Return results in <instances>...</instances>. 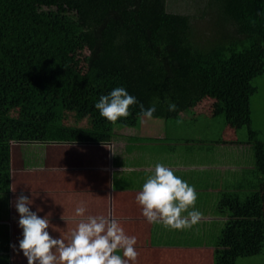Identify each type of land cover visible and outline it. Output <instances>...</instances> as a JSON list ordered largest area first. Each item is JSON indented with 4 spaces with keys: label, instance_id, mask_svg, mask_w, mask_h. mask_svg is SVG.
<instances>
[{
    "label": "trees",
    "instance_id": "1",
    "mask_svg": "<svg viewBox=\"0 0 264 264\" xmlns=\"http://www.w3.org/2000/svg\"><path fill=\"white\" fill-rule=\"evenodd\" d=\"M204 1L206 24L166 0H0V192L13 143L105 144L138 123L139 104L171 119L210 99L212 116L249 127L252 80L264 73V0ZM116 87L138 104L113 123L95 103ZM249 134L234 142L252 146L257 187L220 194L214 264L264 248V141Z\"/></svg>",
    "mask_w": 264,
    "mask_h": 264
},
{
    "label": "crops",
    "instance_id": "2",
    "mask_svg": "<svg viewBox=\"0 0 264 264\" xmlns=\"http://www.w3.org/2000/svg\"><path fill=\"white\" fill-rule=\"evenodd\" d=\"M210 102L204 99L176 118L141 117L135 126L118 128L105 144L13 143L9 191L0 192V264H28L19 251L23 230L14 206L21 194L32 200L33 212L49 217L50 235L66 243L79 222L109 217L136 238L135 260L123 257L122 248L114 253L127 264H214L213 237L225 222L217 215V200L223 192L256 189L257 175L252 146L235 143L240 139L233 128L224 125L217 138L201 134V126L208 128L216 118ZM157 163L195 187L194 208L203 218L190 229L150 223L143 216L136 197ZM81 206L86 211L78 216Z\"/></svg>",
    "mask_w": 264,
    "mask_h": 264
},
{
    "label": "clouds",
    "instance_id": "3",
    "mask_svg": "<svg viewBox=\"0 0 264 264\" xmlns=\"http://www.w3.org/2000/svg\"><path fill=\"white\" fill-rule=\"evenodd\" d=\"M137 104V98L124 87H116L102 95L95 108L101 117L114 123L121 117L131 116L130 107ZM139 108L140 115L147 120H151L156 111L155 105L145 109L139 104ZM168 110L175 111L176 105L169 103ZM197 198L194 186L161 163L155 165L154 174L146 179L136 197L143 206V216L150 223L163 222L165 226L178 230L190 229L203 218V213L194 208ZM31 205L32 200L23 194L16 198L14 205L19 213L18 225L23 230L19 251L27 258L28 264H127V260L136 259V238L128 237L115 219L89 216L79 222L70 242L66 243L64 239L50 235L47 231L49 217L39 216L31 210ZM85 211V207H77L76 215L82 216ZM10 247L16 250L15 245ZM119 248L123 249V257L127 260L114 254Z\"/></svg>",
    "mask_w": 264,
    "mask_h": 264
},
{
    "label": "rangeland",
    "instance_id": "4",
    "mask_svg": "<svg viewBox=\"0 0 264 264\" xmlns=\"http://www.w3.org/2000/svg\"><path fill=\"white\" fill-rule=\"evenodd\" d=\"M167 8L169 11L191 14L192 21H201V23L207 22V18L202 17V10L206 1L204 0H166ZM207 32V31H206ZM205 33V32H204ZM204 35H207L206 33ZM206 37V36H205ZM240 48V47H238ZM252 84L255 87V92L250 96V125L243 126L239 130H235V134L240 140H247L249 138V130L254 132L252 137L256 140L264 141V73L256 76L252 80ZM154 119V118H152ZM151 119V120H152ZM202 120V119H199ZM209 122V120H208ZM200 125L201 121L198 122ZM209 127L201 126V134H205L211 138L221 137L223 135L222 129L225 125L224 116H217L209 122ZM231 132L227 131L226 136H230ZM215 239V235L213 237ZM235 264H264V248L259 254L240 257L236 260Z\"/></svg>",
    "mask_w": 264,
    "mask_h": 264
}]
</instances>
